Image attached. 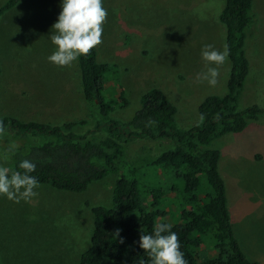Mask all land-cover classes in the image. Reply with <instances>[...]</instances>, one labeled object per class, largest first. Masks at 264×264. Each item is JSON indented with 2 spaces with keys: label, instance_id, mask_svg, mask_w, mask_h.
<instances>
[{
  "label": "rangeland",
  "instance_id": "374dc122",
  "mask_svg": "<svg viewBox=\"0 0 264 264\" xmlns=\"http://www.w3.org/2000/svg\"><path fill=\"white\" fill-rule=\"evenodd\" d=\"M7 1L0 0V7ZM225 1L102 0L107 17L102 25V42L96 47L98 62L117 65L108 74L103 93L113 108L111 117L131 120L140 109L141 97L157 87L177 108L179 128L188 130L199 123L198 108L205 99L228 93V57L218 67L214 87L197 81V74L207 70L201 59L202 47L210 44L218 51L226 47L225 26L220 20ZM60 5L61 0H33L28 10L17 8L3 16L0 119L54 124L86 121L87 126L75 129L86 134L95 120L84 99L78 61L58 67L47 59L55 50L50 36ZM26 11L30 16L24 18ZM253 12L256 22L246 44L251 71L239 98V111L252 105L264 109V0H255ZM171 147L168 142L150 140L128 143V164L120 174L139 169L147 209L160 211L163 220L177 224L182 212L197 204L186 202L191 195L186 193L182 178L147 165L155 159L150 156L151 149L160 154ZM211 148L221 152L219 170L235 236L251 261L264 264V114L249 121L243 132L215 140ZM10 161L9 153L2 152L0 166L6 167ZM120 174L94 182L80 194L40 185L38 195L27 202L17 204L0 197L1 263L79 264L91 246L92 209L112 205ZM153 188L163 189L156 209ZM212 249L208 247L207 251ZM207 251L203 249L201 255ZM102 264L114 263L105 259Z\"/></svg>",
  "mask_w": 264,
  "mask_h": 264
},
{
  "label": "trees",
  "instance_id": "16d2710c",
  "mask_svg": "<svg viewBox=\"0 0 264 264\" xmlns=\"http://www.w3.org/2000/svg\"><path fill=\"white\" fill-rule=\"evenodd\" d=\"M20 1L8 0L0 8V20ZM254 2L225 1L220 20L225 26L231 65L228 93L207 97L198 108L199 123L191 129L179 128L177 108L166 92L157 87L141 97L140 109L131 120L111 117L113 108L103 93L107 76L117 65L99 63L96 47L78 60L82 92L95 120L92 130L86 134L75 131L78 126H87L86 121L54 124L24 122L13 117L0 119L6 133L0 135V155L7 152L11 157L5 165L9 175L13 171L23 172L19 163L28 159L36 165L31 175L37 177L40 185L77 194L86 192L92 183L109 175L120 174L128 164L125 161L128 143L150 140L171 144L170 150L160 154L151 149L150 156L155 159L147 165L182 178L186 193L191 195L186 202L197 205L182 212L181 222H167L160 211L147 209L140 190L139 169L120 174L112 205L92 209L91 246L79 264H102L105 259L114 264H152V257L139 247V241L141 235L153 234L161 223L170 225L171 231L177 234L187 264H260L247 257L235 236L226 185L219 170L221 152L211 148L215 140L243 132L249 121L258 120L264 114V109L257 105L238 110L239 98L251 71L246 44L256 22ZM1 76L0 62V79ZM162 193L163 189L153 188L154 209L160 206ZM208 247L212 251L208 252ZM203 249L207 252L201 255Z\"/></svg>",
  "mask_w": 264,
  "mask_h": 264
},
{
  "label": "clouds",
  "instance_id": "9594fccd",
  "mask_svg": "<svg viewBox=\"0 0 264 264\" xmlns=\"http://www.w3.org/2000/svg\"><path fill=\"white\" fill-rule=\"evenodd\" d=\"M60 6L61 11L52 25L50 36L55 50L47 59L55 66L64 67L87 56L101 44L102 25L107 17V10L102 6V0H61ZM227 57V47L218 51L210 44L204 45L201 59L207 70L197 74V81H206L209 86L214 87L219 75L218 67L225 63ZM5 134V129L0 124V135ZM11 147L15 148V145ZM19 168L23 172L13 171L9 175V168L0 166V197L17 204L36 197V190L40 187L37 177L31 175L36 170L32 161L22 160ZM120 242L123 243V240ZM139 247L152 257V264H187L184 253L180 250L177 234L171 231L167 223L157 225L153 234L141 235Z\"/></svg>",
  "mask_w": 264,
  "mask_h": 264
},
{
  "label": "crops",
  "instance_id": "0c3cea01",
  "mask_svg": "<svg viewBox=\"0 0 264 264\" xmlns=\"http://www.w3.org/2000/svg\"><path fill=\"white\" fill-rule=\"evenodd\" d=\"M32 1L33 0H21L12 10H17V8H24V9H26V10H28L29 8H30V5H31V3H32ZM5 4V3H4ZM3 4V5H4ZM2 5V6H3ZM1 6V7H2ZM0 7V8H1ZM12 10H10L8 13H11V11ZM60 13H58V15H59ZM4 16V15H3ZM24 18H27L28 16H30L29 14H28V12L26 11L25 13H24ZM3 18V21H2V23H1V20H0V44L2 45V46H0V62H1V64L3 65V62H2V53H3V42H4V35H5V28L1 25V24H3V22L5 21L4 19L6 18V17H2ZM23 20V19H22ZM27 27V26H26ZM26 30H27V28H26ZM3 69V68H2ZM2 74H3V70H2Z\"/></svg>",
  "mask_w": 264,
  "mask_h": 264
}]
</instances>
